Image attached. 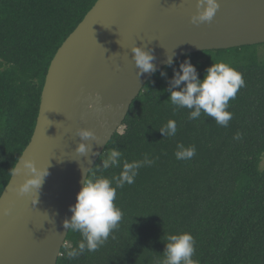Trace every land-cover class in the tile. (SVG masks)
<instances>
[{
    "label": "trees",
    "instance_id": "1",
    "mask_svg": "<svg viewBox=\"0 0 264 264\" xmlns=\"http://www.w3.org/2000/svg\"><path fill=\"white\" fill-rule=\"evenodd\" d=\"M96 2L0 0V197L32 139L50 64ZM261 45L187 54L154 73L89 178L119 174L121 168L96 171L113 148L122 153L121 164L145 155L155 163L140 168L133 184L117 189L114 203L123 216L104 245L69 259L66 251L81 240L70 230L58 264H160L167 236L184 232L195 239L196 264H264ZM186 59L201 79L215 62L242 74L245 86L229 101L228 127L204 115L189 120L188 109H175L168 100L174 70ZM169 120L176 122L177 133L163 137L159 130ZM178 143L194 145L195 156L177 160Z\"/></svg>",
    "mask_w": 264,
    "mask_h": 264
},
{
    "label": "water",
    "instance_id": "2",
    "mask_svg": "<svg viewBox=\"0 0 264 264\" xmlns=\"http://www.w3.org/2000/svg\"><path fill=\"white\" fill-rule=\"evenodd\" d=\"M217 2L211 22L194 25L196 0H97L50 64L32 139L0 197V264H58L70 231L63 221L72 215L69 206L85 174L154 75H137L134 45L152 50L157 72L168 55L175 61L204 50L264 43V0ZM80 128L94 132L96 139L83 142L96 155L75 151ZM47 171L39 192L18 194L27 179Z\"/></svg>",
    "mask_w": 264,
    "mask_h": 264
},
{
    "label": "clouds",
    "instance_id": "3",
    "mask_svg": "<svg viewBox=\"0 0 264 264\" xmlns=\"http://www.w3.org/2000/svg\"><path fill=\"white\" fill-rule=\"evenodd\" d=\"M196 12L191 16V23L199 25L200 23L211 22L214 18L219 4L217 0H196ZM132 59L137 67V75L141 76L146 73H155L156 66L153 61L156 59L152 50L141 46L134 45L131 48ZM174 63L173 57L168 55L166 66ZM160 75L166 77L167 73L161 71ZM245 86L242 74L235 68L225 62H215L209 66L204 74L203 79L199 77L196 67L186 59L179 65V70H174V75L166 89L169 93L170 103L175 109L186 108L189 110V120L199 119L202 115L211 117L215 122L222 126L228 127L232 119V113L227 109L229 101L235 99L237 92ZM96 100H99V94H94ZM90 109L94 108L89 104ZM110 107V106H106ZM174 109V110H175ZM163 137H173L177 133V125L174 120H169L159 130ZM80 138L75 151L79 154L86 155L92 152V145L83 141L96 139L93 131L85 128L76 130ZM235 139H239L237 134ZM175 157L177 160H190L196 154L194 145L185 147L184 144L178 143L176 146ZM122 153L113 148L102 164L97 168V172L102 173L109 169L121 168L118 175L112 179L104 175H93L89 178L88 172L85 174L82 187L76 196V203L69 206L72 213L70 219L63 221L64 229L78 232L81 240L75 248L68 249L66 256L69 259L76 258L87 252H95L109 239L111 233L118 228L122 220L123 213L116 206L114 201L117 196V189L123 188L125 184L131 185L139 173V169L145 166H152L155 161L149 159L147 155L143 160L128 162L123 161L121 164ZM45 175L36 178L27 179L17 190L18 194L29 193L31 189L40 190ZM38 202V197L35 205ZM7 215L9 209H4ZM163 257L160 264H196L192 259L195 253V239L187 232L170 234L166 238Z\"/></svg>",
    "mask_w": 264,
    "mask_h": 264
},
{
    "label": "rangeland",
    "instance_id": "4",
    "mask_svg": "<svg viewBox=\"0 0 264 264\" xmlns=\"http://www.w3.org/2000/svg\"><path fill=\"white\" fill-rule=\"evenodd\" d=\"M256 48V47H255ZM259 53H260V55L262 56V57H264V46H259ZM122 128V127H121ZM120 128V129H121ZM108 153V152H107ZM263 167H264V162H263Z\"/></svg>",
    "mask_w": 264,
    "mask_h": 264
}]
</instances>
